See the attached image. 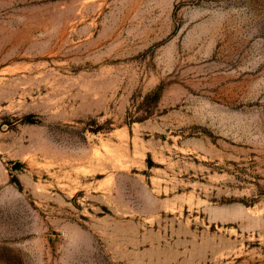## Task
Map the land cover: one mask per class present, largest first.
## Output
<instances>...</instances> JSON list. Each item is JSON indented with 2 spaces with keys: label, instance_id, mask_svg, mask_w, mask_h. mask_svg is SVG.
Instances as JSON below:
<instances>
[{
  "label": "rangeland",
  "instance_id": "1",
  "mask_svg": "<svg viewBox=\"0 0 264 264\" xmlns=\"http://www.w3.org/2000/svg\"><path fill=\"white\" fill-rule=\"evenodd\" d=\"M0 264H264V0H0Z\"/></svg>",
  "mask_w": 264,
  "mask_h": 264
},
{
  "label": "trees",
  "instance_id": "2",
  "mask_svg": "<svg viewBox=\"0 0 264 264\" xmlns=\"http://www.w3.org/2000/svg\"><path fill=\"white\" fill-rule=\"evenodd\" d=\"M19 165H20L19 163H16V164H15V168L19 167Z\"/></svg>",
  "mask_w": 264,
  "mask_h": 264
}]
</instances>
